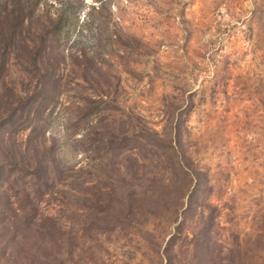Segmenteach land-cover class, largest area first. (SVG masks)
Masks as SVG:
<instances>
[{"label": "rangeland", "instance_id": "1", "mask_svg": "<svg viewBox=\"0 0 264 264\" xmlns=\"http://www.w3.org/2000/svg\"><path fill=\"white\" fill-rule=\"evenodd\" d=\"M47 2L49 69L0 16V264H264V0Z\"/></svg>", "mask_w": 264, "mask_h": 264}, {"label": "trees", "instance_id": "2", "mask_svg": "<svg viewBox=\"0 0 264 264\" xmlns=\"http://www.w3.org/2000/svg\"><path fill=\"white\" fill-rule=\"evenodd\" d=\"M47 1L45 3L48 6L41 13L39 10L44 5L43 0H0V16L1 12H6L5 17L11 21L10 24L19 26L29 21V40L33 41L29 42V47L34 52L30 59L38 69L39 66L49 69L45 55L48 54L51 44L54 40L63 38L72 27L71 15L62 9L63 6L59 5L52 10L50 7L54 2Z\"/></svg>", "mask_w": 264, "mask_h": 264}]
</instances>
